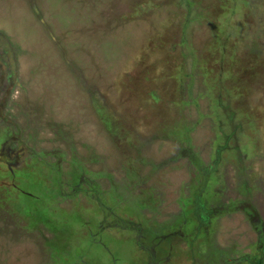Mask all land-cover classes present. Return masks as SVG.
Listing matches in <instances>:
<instances>
[{"label":"rangeland","instance_id":"1","mask_svg":"<svg viewBox=\"0 0 264 264\" xmlns=\"http://www.w3.org/2000/svg\"><path fill=\"white\" fill-rule=\"evenodd\" d=\"M0 83V264H248L264 0H0Z\"/></svg>","mask_w":264,"mask_h":264},{"label":"flooded vegetation","instance_id":"2","mask_svg":"<svg viewBox=\"0 0 264 264\" xmlns=\"http://www.w3.org/2000/svg\"><path fill=\"white\" fill-rule=\"evenodd\" d=\"M5 74V73H3ZM12 84V83H10ZM9 84V85H10ZM3 89L2 87V84L0 83V92L1 90ZM4 101H6L4 99V97L0 98V120H4L6 119V116L4 114V109H5V106H4ZM8 119H6V122H7ZM4 122L3 123V129L2 130H5V132H2L3 133H6V135L2 136V140L0 141V155H2L0 157V167L2 168V170L6 169L7 171H9L10 173H12V175L15 173V171L17 169H14V166L13 165H16V168H17V165L19 163H21V161H27V160H30V162L32 161V157L31 155H34L37 154L35 150L33 149H29L30 150V153L29 154L28 152H26V148L23 144V142L21 141L20 137H19V128L17 127L16 123H6ZM7 124H10L7 125ZM0 134V135H2ZM16 144V147H11L10 144ZM13 144V145H14ZM42 154V153H41ZM23 156V159H20L21 157ZM27 165V164H25ZM6 172V171H5ZM2 181H5L4 179H2ZM14 187L17 189L18 187L16 185H14ZM248 191L245 192V194L247 193ZM246 195H249V193H247ZM245 203L249 204V206L247 207H241V211L244 212V214L247 216L246 218L249 220V222L251 221L252 223V220H251V216H252V213L254 211V209L256 210V212L258 211L257 208L252 206V203L250 202V199L249 197L246 198L245 196V199L243 200ZM240 202V201H237V202H234L233 203V207H232V210H238V206L243 203ZM212 209V208H210ZM230 209V205H225L224 206V210H229ZM211 212H213L211 210ZM222 212V211H221ZM221 214V213H220ZM219 216V214L217 215ZM223 217V216H221ZM201 221V220H199ZM200 223H203V221H201ZM259 225H261V227L259 228ZM252 228L254 229V232L256 234V241L254 242V244L256 246H254L255 248V251H254V254L253 256L250 258H247V261L248 264H264V249L260 252V245H264V225L262 223H259V224H254L252 225ZM178 238V237H177ZM179 240H181L180 238H178ZM260 252V253H259ZM152 253H154L153 255H156V252L154 250H152ZM259 253V254H258ZM168 255V253L162 255V257L160 258L162 261H165L166 259V256Z\"/></svg>","mask_w":264,"mask_h":264}]
</instances>
